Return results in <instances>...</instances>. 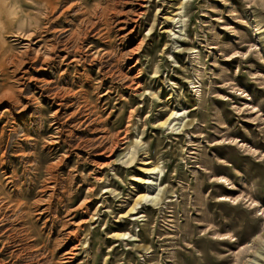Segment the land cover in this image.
Wrapping results in <instances>:
<instances>
[{
	"label": "rangeland",
	"instance_id": "obj_1",
	"mask_svg": "<svg viewBox=\"0 0 264 264\" xmlns=\"http://www.w3.org/2000/svg\"><path fill=\"white\" fill-rule=\"evenodd\" d=\"M4 95L0 264H264V0H0Z\"/></svg>",
	"mask_w": 264,
	"mask_h": 264
},
{
	"label": "bare ground",
	"instance_id": "obj_2",
	"mask_svg": "<svg viewBox=\"0 0 264 264\" xmlns=\"http://www.w3.org/2000/svg\"><path fill=\"white\" fill-rule=\"evenodd\" d=\"M5 97V95L4 96H1L0 97V101H1V99H3ZM4 100V99H3ZM116 144V143H115ZM115 146V145H114ZM133 147V146H132ZM131 147V148H132ZM122 154V153H121ZM116 155V154H115ZM126 155H128L129 157H130V159L128 158V162H131L132 160H133V151H129V152H127V154ZM120 155H118L117 156V158L119 157ZM127 157V156H126ZM122 159V158H121ZM126 162V161H125ZM156 170H158V168H156V167H154L153 169H152V172L153 171H156ZM151 184V182H149V180H146V183L144 184V185H150ZM147 190H150V188H146ZM140 200H142V201H144V202H150L151 203V205H153V206H158L159 205V199H158V195L157 196H155V195H150V193H146L145 195H143V196H141V198H140ZM135 206H136V203L134 204V206L131 208V210L130 211H134V208H135ZM138 206V205H137ZM72 235H74V234H72ZM122 237L124 238L125 237V234H123L122 235ZM72 259V258H71Z\"/></svg>",
	"mask_w": 264,
	"mask_h": 264
}]
</instances>
